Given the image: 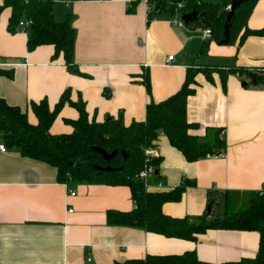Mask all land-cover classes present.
Returning a JSON list of instances; mask_svg holds the SVG:
<instances>
[{
	"label": "crops",
	"instance_id": "obj_1",
	"mask_svg": "<svg viewBox=\"0 0 264 264\" xmlns=\"http://www.w3.org/2000/svg\"><path fill=\"white\" fill-rule=\"evenodd\" d=\"M67 14L75 32L72 63L79 75L70 73L61 57L51 59L52 46L27 51L26 30L17 26L10 31L11 11L2 10L0 71L11 77L0 75V98L26 112L28 122L36 126L30 106L45 101L52 112L68 93L70 102L84 103L89 120L102 123L120 117L127 127L144 120L149 98L154 103L167 100L180 90L188 71H200L194 77L195 93L187 98V121L197 125L192 131L197 136L219 129L225 152L187 162L159 135L154 147L160 160L158 178L151 183L160 182L161 188L148 191L168 192L189 182L180 200L163 204L161 212L198 223L208 207L213 216L222 214L225 193L247 201L261 189L264 36L250 32L264 29V0L255 1L244 26L226 45L214 37L205 39V26L197 19L175 27L170 23L174 14L160 13L149 21L137 0L56 1L55 21H64ZM169 56L173 61L167 63ZM204 70L212 72V82L205 79ZM78 120V111L66 104L49 134L68 136L71 123ZM69 191L74 196H68ZM134 207L125 186L62 184L52 167L7 149L0 152V264H115L191 252L202 263L223 264L257 254L259 234L254 231L211 230L192 242L107 225V212Z\"/></svg>",
	"mask_w": 264,
	"mask_h": 264
},
{
	"label": "trees",
	"instance_id": "obj_2",
	"mask_svg": "<svg viewBox=\"0 0 264 264\" xmlns=\"http://www.w3.org/2000/svg\"><path fill=\"white\" fill-rule=\"evenodd\" d=\"M56 1L72 3L78 0H3L0 13L8 8L11 11L8 28L15 31L19 22L29 21L25 29L27 33L26 48L32 51L40 46H52V60L62 58L67 70L79 75L72 63L75 32L72 28L71 14H67L62 22L55 21L53 5ZM94 1V0H87ZM139 1V0H137ZM154 2L160 13L175 14L173 6L182 3L181 15L195 11L197 22L211 30V37L216 41L222 39V28L227 12L225 8L232 0H149ZM256 0L243 3L234 12L231 21L230 39L244 26ZM133 5L128 9L132 12ZM157 15L155 12L152 16ZM150 21V20H149ZM255 36H264V29L250 32ZM200 72H187L180 90L167 100L154 103L151 98L146 105L145 118L142 122H132L125 127L122 119L107 118L102 123L89 120L84 103L78 100L72 103L65 93L51 112L45 101L32 104L31 112L37 119V125L28 122L27 113L15 106L7 104L0 98V142L6 149H14L27 159H31L56 171L57 181L62 184L72 182L102 184L107 186H125L130 191L135 205L129 212L110 211L106 213L109 226H122L141 229L166 238H175L195 242L197 237L211 230L254 231L259 234L257 254L253 259H242L235 263L223 264H264V196H250L241 205L236 195H223V212L213 216L211 209L205 212L198 223H190L186 218H171L161 212L165 203L178 202L185 187L192 185L187 181L168 192H149L137 179L143 166V149L154 148L159 135H163L169 145L177 150L187 162H195L207 156H221L225 152V143L220 137L219 129H207L204 136L192 133L197 125L189 123L186 116L187 98L195 93V75ZM208 82H212L211 71H201ZM228 73H237L230 70ZM0 75L11 77V73L0 71ZM224 77V76H223ZM256 78V77H255ZM148 96L150 90L148 78L143 80ZM74 107L79 113V120L71 123L72 132L68 136H51L49 128L64 105ZM97 133L104 141H96ZM98 146L106 153L116 151L117 154L105 162L99 154L91 151ZM125 153L123 161L121 153ZM160 160L153 161L157 168ZM93 166L120 171L98 172ZM158 177L155 174L154 180ZM211 200H209V203ZM115 264H206L200 262L195 253L181 256L146 257L144 260H131Z\"/></svg>",
	"mask_w": 264,
	"mask_h": 264
},
{
	"label": "built area",
	"instance_id": "obj_3",
	"mask_svg": "<svg viewBox=\"0 0 264 264\" xmlns=\"http://www.w3.org/2000/svg\"><path fill=\"white\" fill-rule=\"evenodd\" d=\"M139 1L145 7V13L148 20H152V15L158 9V7H156L154 2H150L149 0H139ZM173 8L175 13L174 15L176 16V18L174 17V19L170 22L171 25L175 27H183L184 22L181 20L182 15L179 13L183 8V4L177 3L173 6ZM229 8H230L229 5H227L225 11L228 12ZM29 25H30L29 21H21L19 22L18 27L26 29ZM202 34L205 39L211 38V30L207 27H204L202 29ZM171 61H173V57L172 56L167 57V63ZM2 66L4 65L0 61V67ZM6 150L7 149L5 148V146L2 143H0V152L5 153ZM143 157H144L143 166L142 169L137 174V179L143 184V187L146 191H148L151 187L161 188L160 182H156L153 185L151 183L153 181L152 179L154 178L156 172V168L155 166H153V161L158 158L156 153L154 152V148H144ZM215 157H220V156H211V157L207 156V158H215ZM256 195L258 197L264 196V185L261 187V189H259L256 192ZM68 196H74V193L72 191H69ZM89 261L90 260L87 259V262Z\"/></svg>",
	"mask_w": 264,
	"mask_h": 264
},
{
	"label": "water",
	"instance_id": "obj_4",
	"mask_svg": "<svg viewBox=\"0 0 264 264\" xmlns=\"http://www.w3.org/2000/svg\"><path fill=\"white\" fill-rule=\"evenodd\" d=\"M249 0H232L230 5H229V11L226 14L224 23H223V28H222V39L220 40L219 44L220 45H226L229 42V38H230V28H231V21L234 18V12L236 9H238L243 3H246ZM159 9H157L155 11L156 14H158ZM198 18V15L195 11H191L189 13H186L184 15L181 16V20L184 22V24H188L190 22L195 21ZM104 137L100 134L97 133L96 136V141L98 142H102L104 141ZM91 151L97 153L100 155V157L105 161V162H109L116 154V151H112L111 153H106L103 149H101L98 146H93L91 147ZM122 157H123V161L126 160L127 156L125 155V153H121ZM93 169L98 171V172H110V171H120L121 169H113L109 166L106 167H99V166H93ZM156 174V172H155ZM210 207L207 208V211H209Z\"/></svg>",
	"mask_w": 264,
	"mask_h": 264
},
{
	"label": "rangeland",
	"instance_id": "obj_5",
	"mask_svg": "<svg viewBox=\"0 0 264 264\" xmlns=\"http://www.w3.org/2000/svg\"><path fill=\"white\" fill-rule=\"evenodd\" d=\"M237 200H238V198H236ZM245 202H246V200H243V201H240V204H239V206H241V205H245ZM215 216H219V215H217V213H216V215Z\"/></svg>",
	"mask_w": 264,
	"mask_h": 264
}]
</instances>
